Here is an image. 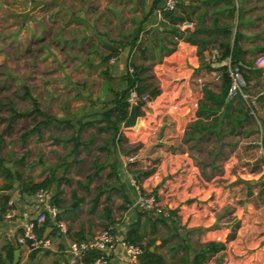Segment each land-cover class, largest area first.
Here are the masks:
<instances>
[{
    "label": "crops",
    "instance_id": "crops-1",
    "mask_svg": "<svg viewBox=\"0 0 264 264\" xmlns=\"http://www.w3.org/2000/svg\"><path fill=\"white\" fill-rule=\"evenodd\" d=\"M163 1L84 4L74 0L70 21H63L69 5L53 4L61 29L71 27L78 37L87 32L83 17L94 20L88 12L103 13V21H99L103 42L93 40L92 47L77 52L90 59L101 58L95 70L87 64L88 74L103 82L102 90L113 94L121 95L127 88L126 76L135 67L136 85L150 98L149 114L144 118V111L138 114L136 130L121 124L118 133H111L100 148L105 158L97 169L106 168L109 179L97 189L107 194L106 203L111 199L118 214L108 206L92 210L98 206V197L83 212L76 202L69 206L59 197V214L68 224V235L55 238L47 228L39 233L51 240L50 248L30 252L15 237L26 217L36 212L32 195L10 190L6 194L15 201L18 215L7 221L0 213V264H12L13 259H7L10 250L13 257L15 252L19 254L16 264H66L63 251L67 242L91 237L101 225L114 226L117 238L127 237L142 247L139 264H156L151 256L160 257L164 264H264V70L256 65L257 59L264 58V0H233L234 16L229 15L223 0H175L173 12L163 10ZM200 42H206V47L200 49ZM225 45L235 48L233 61L240 67L244 84L231 96L224 94L222 79H214L217 71L208 60L210 50L221 52ZM179 72L185 75L179 85H183L186 102H156V79L162 87L167 77L174 80ZM153 90L157 94L150 97ZM166 109L164 120L158 114L157 122H149V116ZM145 119L152 129H147L142 145L129 154L133 149L128 146L138 141L141 128L145 130ZM195 123L216 126L187 139L193 131L189 125ZM123 130L133 132L125 135ZM207 135L231 148L222 162L217 161V151L206 163L197 160V151L192 152ZM130 156L135 161L127 163ZM133 175L161 203L168 204L173 215L170 220L133 206L136 193L128 183ZM109 264H126L121 248Z\"/></svg>",
    "mask_w": 264,
    "mask_h": 264
},
{
    "label": "rangeland",
    "instance_id": "rangeland-1",
    "mask_svg": "<svg viewBox=\"0 0 264 264\" xmlns=\"http://www.w3.org/2000/svg\"><path fill=\"white\" fill-rule=\"evenodd\" d=\"M73 1L0 0V159L2 168L8 170L10 176L5 177L0 168V187L12 183L11 190L21 193V185L30 186L50 179L48 191L53 195L60 190L59 197L67 205L76 202L75 206L83 212V207L86 204L92 206L91 201L98 197V206L92 210L108 206L114 208L116 216L115 204L111 199L106 203L107 194L97 189L100 183L109 179L108 170L97 167L105 158L100 149L103 140L112 133L110 127L99 130L107 124L99 113L113 107V100L119 99L120 93L102 90L103 82L88 74L87 64L91 63L95 70V63L101 62V58L94 60L77 52L78 49L85 52L96 40L103 42L100 35L103 28L99 24L103 21V13L88 12L94 19L90 22L87 16L83 17L88 24L86 33L89 36L85 33L78 37L71 27L61 29L53 4L67 3L69 9L63 12L66 15L63 21H70ZM82 1L87 4L96 0ZM46 3L52 6L43 7ZM76 38L82 41L78 43ZM184 76L179 72L173 76L174 80L167 77L162 87L156 79L159 93L156 102H186L183 85H179ZM167 110L149 116V122H157L159 115L164 120L168 116ZM44 113L57 121L51 120L48 125L37 128V124L45 120ZM147 114L149 111L146 110L142 118ZM92 120L98 121L80 129V123ZM147 120L144 121L146 125L143 124L146 131L141 128L138 141L128 146L129 150L133 149L129 154L142 145L147 129H152ZM132 128L136 130L138 126ZM129 132L133 131L123 130L122 133L129 135ZM73 137L81 144L72 154ZM192 149L193 153L197 151V160L203 163L208 162L215 151L217 161L222 162L231 150L211 136L202 137L198 150ZM104 227L101 225L100 230Z\"/></svg>",
    "mask_w": 264,
    "mask_h": 264
},
{
    "label": "built area",
    "instance_id": "built-area-1",
    "mask_svg": "<svg viewBox=\"0 0 264 264\" xmlns=\"http://www.w3.org/2000/svg\"><path fill=\"white\" fill-rule=\"evenodd\" d=\"M42 1L46 2L49 0ZM175 9V0L163 1V10L173 12ZM208 60L217 71L214 78L216 81L221 79V73L218 69L225 66L227 76L231 80L230 96L235 91L242 89L244 84L240 67L232 65L229 56L219 60V51L212 49L208 53ZM256 65L264 70V58L260 57L257 59ZM129 73H132V68L129 69ZM125 101L129 109L132 106H136L140 112H145L149 103L147 95L139 94L135 87H131L127 91ZM125 161L131 163L135 161V158L130 156ZM128 183L136 193L134 207L162 219L170 220L173 217L168 204L161 203L158 196L153 193V190L146 188L138 176H130ZM51 197V193L47 189H39L32 194V203L35 205L36 212L26 217V221L21 226V232L15 237L16 243L25 246L30 252L50 248L51 240L39 233L47 228H50L55 238H65L68 235V224L60 217L59 208L51 203ZM17 215L15 201L9 197L2 217L4 220L11 221ZM118 248L123 250L126 264H139V258L143 253L142 247L129 242L126 237L117 238L115 228L111 225L105 226L91 237L68 241L63 252L66 256V264H109Z\"/></svg>",
    "mask_w": 264,
    "mask_h": 264
},
{
    "label": "trees",
    "instance_id": "trees-1",
    "mask_svg": "<svg viewBox=\"0 0 264 264\" xmlns=\"http://www.w3.org/2000/svg\"><path fill=\"white\" fill-rule=\"evenodd\" d=\"M223 1H225L227 6L229 7V10H228L229 15L230 16L231 15L234 16V14H235V6H234L233 0H223ZM185 40L190 42V43H192V44L196 43L194 41V39H192L191 37H186ZM198 45H199V48L202 49V47H206L207 43L206 42H200ZM223 47H224V49H221V52L219 51V60H223L227 56H229L230 59H231V64L234 65L233 54H234L235 48L233 47L232 49H230L229 45H225ZM105 59H107V58H105ZM131 67H132V74H127V76H126L127 88L124 91H122L121 95L119 96V99L113 100V104H114L113 107H110V108L106 109L101 114L99 113L101 119H103V120H105L107 122L106 126H104L103 128H100L99 130H103V129H106V128L110 127L112 129V133L114 135L117 134L118 130H119V126L129 116V108H128V105L126 104V101H125V97H126L127 91L131 87H135L139 94H143L142 88L137 87V85H136V79H137L136 75H138L137 72H136V68L133 67V66H131ZM218 71L221 73V79H222V84H223V92H224L225 95H227V93H229L231 80L227 76V72H226L225 66L219 68ZM27 92H28V90L26 89L25 93L28 94ZM156 94H157V91L153 90L150 93V97L155 96ZM148 99H150V98L148 97ZM31 101L34 104V106L38 107V103L33 98H31ZM214 103H216L219 106L225 104V102H214ZM139 113H140V111H139ZM44 117H45V120L40 121L37 124V128L40 127L41 125H48L51 120L54 121V122L57 121L54 118H52L50 116H47V114H45V113H44ZM93 121L96 122L98 120H92V121L85 122V123H80V121H78V123H80V129L82 127H84V126L93 125L94 124ZM215 126H216L215 123H213L211 125H203L201 123L200 124H197V123L190 124L189 127L193 131L190 134H188L187 139L193 138L195 132L198 133V135H201L204 132L208 133L211 130L215 129ZM37 128H36V130H38ZM71 140L73 142V148L71 149V153L73 154V153L77 152L78 146L81 143L79 142L77 137H73ZM0 168L3 169L2 168V160L1 159H0ZM7 171L8 170L3 169L2 173L5 175V177L7 176L8 178H10L9 173ZM16 180L17 181L20 180V177L18 176V174H16ZM51 182H52V180L46 179L43 182L35 183V184L30 185V186L26 185L25 187H23L21 185L20 192L24 193L26 195H32L39 189H45V190L47 189L48 190L51 187ZM11 189H12V183H9V184H6V185L0 187V191H2V194L0 195V213L1 214H3V212L5 211V205H6L7 201L9 200V196L6 193L9 192ZM60 192H61L60 190H57L56 193L53 194L52 197H51V203L53 205L57 206L58 208H59V202H60V199H59ZM96 203H97V200H95L94 204H96ZM105 210H107V209H105ZM126 239L129 242L134 243V242L130 241L127 237H126ZM220 248H222V246H218L217 247V249H220ZM150 258H151L150 259L151 262H154L156 264H164L162 259L160 257H158V256H156V257H152L151 256ZM152 258H153V260H152ZM7 259H8L9 262L12 261V259H13V250H10L8 252Z\"/></svg>",
    "mask_w": 264,
    "mask_h": 264
},
{
    "label": "water",
    "instance_id": "water-1",
    "mask_svg": "<svg viewBox=\"0 0 264 264\" xmlns=\"http://www.w3.org/2000/svg\"><path fill=\"white\" fill-rule=\"evenodd\" d=\"M139 110L136 106H132L129 109V116L128 118L122 123L123 128H131L136 126L137 118H138ZM248 196L251 195L250 192L247 194ZM18 252L14 253L13 262L12 264H16L18 262Z\"/></svg>",
    "mask_w": 264,
    "mask_h": 264
}]
</instances>
